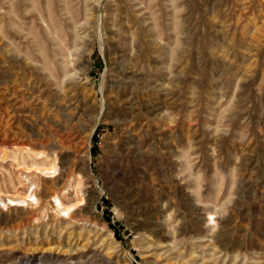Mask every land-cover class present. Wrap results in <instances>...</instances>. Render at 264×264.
Listing matches in <instances>:
<instances>
[{"label": "rangeland", "instance_id": "rangeland-1", "mask_svg": "<svg viewBox=\"0 0 264 264\" xmlns=\"http://www.w3.org/2000/svg\"><path fill=\"white\" fill-rule=\"evenodd\" d=\"M0 264H264V0H0Z\"/></svg>", "mask_w": 264, "mask_h": 264}]
</instances>
